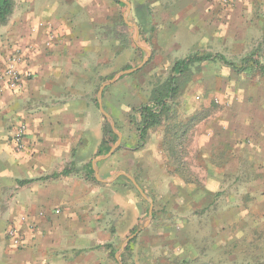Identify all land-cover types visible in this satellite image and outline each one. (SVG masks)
Wrapping results in <instances>:
<instances>
[{
  "label": "rangeland",
  "instance_id": "374dc122",
  "mask_svg": "<svg viewBox=\"0 0 264 264\" xmlns=\"http://www.w3.org/2000/svg\"><path fill=\"white\" fill-rule=\"evenodd\" d=\"M23 1L14 0V10L23 8ZM126 1L130 7L123 0L122 6L116 0H73L72 5L80 23L94 16V36L87 47L75 48L80 55L74 62L77 81L72 93L78 95L80 108L85 107L83 98L87 110L95 112L80 118L81 125L102 114L96 102L99 90L119 75L103 96V106L122 135L109 173L124 169L153 199L150 217L151 204L133 180L112 182V263L117 264V253L138 226L125 254L127 264H264V193L262 183L254 182L264 160L262 140L257 139L264 129V76L239 73L220 62L191 65L180 80L169 122L187 125L188 133L177 147L185 163L183 174L172 166L175 158H169L163 145L165 129L150 130L146 144L137 147L131 119L134 108L147 101L153 88L171 77L175 62L186 56L221 53L240 62L257 52L264 62V0ZM147 4L153 16L146 25ZM10 19L0 24V31ZM20 121L14 119L16 129L24 123ZM229 131L238 134L233 154L230 145L220 149L215 144V136L234 142ZM251 132L257 139L254 146ZM204 143L212 148L206 151ZM16 146L22 151L23 145ZM92 182L99 185L95 177ZM131 197L141 206L136 224Z\"/></svg>",
  "mask_w": 264,
  "mask_h": 264
},
{
  "label": "crops",
  "instance_id": "0c3cea01",
  "mask_svg": "<svg viewBox=\"0 0 264 264\" xmlns=\"http://www.w3.org/2000/svg\"><path fill=\"white\" fill-rule=\"evenodd\" d=\"M73 3L25 0L23 8L14 10L7 29L0 31V264H113L109 188L121 177L130 178L124 169L109 173L119 146L112 156L97 160L107 154H99L104 137L102 115L108 120L101 109L106 111L105 82L100 88L102 97L99 90L96 100L102 114L84 125L80 122L95 112L87 110L88 101L83 98L85 107L80 108L78 95L72 93L77 81L73 80L77 77L74 62L80 55L75 48L87 47L94 36V16L80 23ZM52 33L55 38L48 44ZM17 47L22 51L21 69L32 75L22 88L11 90L2 71L7 56ZM16 118L27 125L22 151L13 138ZM250 134L252 146L262 140L259 145L264 154V129L261 138L256 139L255 132ZM236 135L229 131L235 143L215 136V144L220 149L230 145L233 154L238 148ZM204 144L206 151L212 148ZM66 167H71L68 175L41 179ZM257 171L261 173L254 182L262 183L264 193V160ZM219 173L216 170L217 177ZM94 177L98 186L92 182ZM31 178L36 179L26 181ZM129 206L136 224L141 206L135 197L130 198ZM12 226L22 238L19 246L8 236ZM125 249L120 259L116 255L117 264H123Z\"/></svg>",
  "mask_w": 264,
  "mask_h": 264
},
{
  "label": "trees",
  "instance_id": "16d2710c",
  "mask_svg": "<svg viewBox=\"0 0 264 264\" xmlns=\"http://www.w3.org/2000/svg\"><path fill=\"white\" fill-rule=\"evenodd\" d=\"M121 6L124 5L122 0H116ZM146 7V22H152L153 12L151 7L147 4ZM14 12V0H0V24H6ZM144 22V21H143ZM141 26V25H140ZM257 52L250 53L243 57L240 62H235L228 59L221 53H202L196 55H189L183 59L177 60L172 68V75L164 83L153 88L150 98L144 101L138 107L134 108L131 115L132 122L137 130V147H143L148 139L150 130L158 127H163L165 130L164 143L166 151L170 159L175 158L172 163L181 174L185 172V163L182 161L181 153L177 149L180 146L182 137L188 133L187 125L171 126L169 123L173 116V104L179 94V84L184 74L191 68V65L196 62L210 61L220 62L221 64L231 67L239 73L254 71L264 76V62L257 57ZM111 78L113 77L110 76ZM104 137L100 146L99 154H106L117 142L119 135L112 128L111 123L105 119ZM71 167H66L61 172L53 173L49 176L55 177L60 174L68 175L71 173ZM90 173L94 172L92 165L90 166ZM36 178H31L26 181H33ZM155 215V214H154ZM138 226L131 230V234L138 231ZM135 239L131 240L133 242ZM129 243L122 254V263L127 264L125 261V253L131 249Z\"/></svg>",
  "mask_w": 264,
  "mask_h": 264
},
{
  "label": "built area",
  "instance_id": "2783aa9c",
  "mask_svg": "<svg viewBox=\"0 0 264 264\" xmlns=\"http://www.w3.org/2000/svg\"><path fill=\"white\" fill-rule=\"evenodd\" d=\"M48 44L54 40V34H50ZM22 63V51L20 48H14L7 56L5 68L2 71V79L6 86L11 90H18L23 87L25 81L32 75L31 71L21 69ZM27 132V125L20 123L13 135L14 141L17 145L23 144V138ZM8 236L12 239V242L19 246L22 242V238L15 227H10L8 230Z\"/></svg>",
  "mask_w": 264,
  "mask_h": 264
},
{
  "label": "water",
  "instance_id": "95a60500",
  "mask_svg": "<svg viewBox=\"0 0 264 264\" xmlns=\"http://www.w3.org/2000/svg\"><path fill=\"white\" fill-rule=\"evenodd\" d=\"M123 1H125V2L129 5V7H130V3H129L128 1H126V0H123ZM138 35H139V31H137V36H138ZM130 71H132V70H129V71H126V72H130ZM120 75H121V74H120ZM118 77H119V75L116 76L112 81L105 82L104 85H108L109 83L114 82ZM102 90H103V88L100 90V93H99L100 98L102 97ZM100 104H101V100H100ZM101 109H102V111L104 112V114L106 115V117H108V119L110 120V123H111V125H112L113 130H114L115 132L118 133V135H119V139H118L117 142L114 144V146L111 148V150L109 151V153H107L105 156L100 157V158L97 159V160L105 159V158H108V157L112 156L113 153H114V151L116 150V148L119 146V143L121 142V137H122L121 133L118 132V131H116V129H115V125H114V122L112 121L111 116H110V115H109V114H108L103 108H101ZM95 164H96V163H95ZM121 173H122V172H121ZM127 176H128L131 180H133L132 177H131L130 175H127ZM114 178H115V177H114ZM114 178H113V179H114ZM133 181H134V180H133ZM134 183H135V185H136L138 191L142 194V196L145 197V198L150 202L151 206H150V209H149V215H150V217H152V215H153V199H152V197H150L149 195H147V194L142 190V188L140 187L139 184H137L135 181H134ZM138 233H139V231H137L136 233H134L133 235H131V236H129V237L127 238V240L125 241L123 247L121 248V250H120L119 253L117 254V258H118V259H120V254H121V252L125 249V247L127 246V244H128V243L131 241V239H132L133 237H135Z\"/></svg>",
  "mask_w": 264,
  "mask_h": 264
}]
</instances>
